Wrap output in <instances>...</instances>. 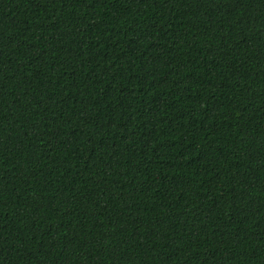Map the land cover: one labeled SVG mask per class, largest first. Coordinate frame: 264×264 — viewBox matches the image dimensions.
<instances>
[{
    "label": "trees",
    "instance_id": "obj_1",
    "mask_svg": "<svg viewBox=\"0 0 264 264\" xmlns=\"http://www.w3.org/2000/svg\"><path fill=\"white\" fill-rule=\"evenodd\" d=\"M0 264H264V0H0Z\"/></svg>",
    "mask_w": 264,
    "mask_h": 264
}]
</instances>
